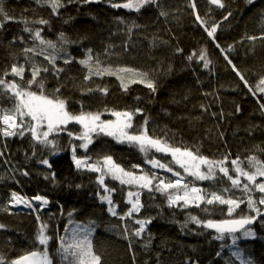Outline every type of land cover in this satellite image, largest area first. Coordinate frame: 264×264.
Here are the masks:
<instances>
[{"label": "trees", "instance_id": "obj_1", "mask_svg": "<svg viewBox=\"0 0 264 264\" xmlns=\"http://www.w3.org/2000/svg\"><path fill=\"white\" fill-rule=\"evenodd\" d=\"M2 2L8 15L15 17V21H7L0 28V72L10 68L13 63L23 64L26 68L32 63L52 68L44 56L53 50L40 45L38 41L35 42L36 51L40 52L44 48L43 54L23 52L25 47H32L34 42L29 33L22 31L25 25L18 22L24 19L29 22L46 19L48 25L29 23L28 26L41 29L43 37L56 42L57 48L63 49L55 53L59 57L56 66L63 71L56 75L50 70L38 77V80L44 81L43 91L48 98L64 99L67 110L73 114L84 111L105 115L111 113L106 109L134 112L140 108L142 113L134 117V129L129 131H138L147 116L150 135L165 138L175 146L188 147L194 151L198 149L201 155L209 159L218 160L227 155L228 167H231L230 160L236 157L244 161L245 167H248L249 156L264 161V114L260 109L261 104H264V93L255 90L260 77L264 76V40L246 39L247 36L260 37L264 33V0H253L250 5L245 0H224V9L209 4L208 0H194L199 15L207 21V27L219 23L215 40L196 21L189 7L192 0H158L159 7H145L140 12L112 8L109 0L71 3L60 9L58 15H52L49 8L38 5L35 0ZM161 8L168 13L167 16L159 15ZM229 11L232 15L228 20H223ZM118 17L125 22L121 23ZM133 22L136 27H132ZM60 32L65 34L69 43H60ZM20 36L24 37V42L19 39L13 42L14 37ZM89 48L93 50L94 56L99 57L102 66L131 68L147 73L155 84V92L140 83L130 84L128 90L124 91L115 76L92 75L91 79L85 80L88 69L78 61L85 57ZM177 49L182 51L178 52ZM201 49L206 51L211 61L208 68H204L203 62L195 58L192 61L187 59ZM65 54L73 58L70 64L64 63ZM26 55L31 59L26 60ZM225 56L244 75L253 91H249ZM30 78V71H26L25 80L20 83L28 87L26 82ZM97 87H107V94L88 91ZM57 89L60 91L57 92ZM30 90L37 94L41 91L35 84ZM14 103V99L0 96V107L11 108ZM67 130L74 134L82 131L76 123H70ZM55 139L61 149L57 154L51 155L43 146L37 145L36 156L32 157L29 134L24 138H0V151L4 150L5 144L7 148L5 155L0 157V207L8 209L0 211V223L6 226L0 229V255L8 260L37 250V247L43 249V246L33 243L39 228L36 219L39 215L42 221L49 223L46 232L53 238L49 241L48 249L54 257V264H61V258L56 254L59 247L56 237L57 234L68 235L64 228L68 225V213L72 212L71 219L77 223L94 222L91 223V240L96 253L102 256L103 264H185L189 257L197 260L198 264H240V260L232 255L237 249L242 257L250 258L253 264H264V226L260 222L253 225V237L237 239L235 244L227 234L218 240L215 239L218 235L216 232L195 224L190 223L188 228H182L189 212L202 219L238 218L248 214L245 204H241L232 217L227 215L228 206L218 203L202 205L208 209L207 212L195 207L187 210L169 208L166 196L159 192L149 193L107 179L106 183L117 189L113 193V200L118 213L123 214L130 207L125 203L127 192L134 190L140 191V199L144 204V208L139 214H134V218H153L141 237L132 241L124 239L122 232L125 225L131 228L138 225L128 218L121 221L118 216L108 213L107 205L96 195L97 175L76 169L71 148L72 145H79L80 141H70L67 131L59 133ZM77 155L90 156L92 161L111 155L126 170L136 173L148 171L145 155L137 147L117 143L102 134H94L93 143L87 152L77 148ZM148 155L160 162H168L163 154L151 151ZM43 157L48 158L51 168L37 162ZM6 160L10 163H5ZM134 164L139 165V168L133 169ZM13 166L28 171L29 175L13 172ZM52 173H55V180L45 179L46 175L50 177ZM158 177L171 180L168 174H159ZM187 181L209 190L231 187L226 179L213 183L189 177ZM76 184L82 186L76 188ZM99 190L102 192V189ZM11 191L27 198L43 195L49 201L48 208L38 213L12 210L8 204ZM225 195L241 197L242 193L233 189L232 193ZM253 195L258 197L260 194ZM260 207L263 211L264 206ZM59 227H62L60 234ZM217 252L220 256H216Z\"/></svg>", "mask_w": 264, "mask_h": 264}, {"label": "snow or ice", "instance_id": "obj_2", "mask_svg": "<svg viewBox=\"0 0 264 264\" xmlns=\"http://www.w3.org/2000/svg\"><path fill=\"white\" fill-rule=\"evenodd\" d=\"M35 2L42 7L49 8L52 15H58L59 10L66 7V4H87L93 2V0H35ZM96 2H99V0H96ZM245 2L250 5L253 3V0H245ZM208 3L221 9L226 8L224 0H208ZM109 4L112 8H123L135 12H140L141 9L149 6L159 7L158 0H123L120 3L116 2V0H109ZM189 7L192 9V14L195 16L196 21L204 28L207 35L215 40V33L219 27V23L213 24L210 28L207 27V21L203 20L199 15L194 0L189 4ZM159 15L167 16L168 13L161 8ZM231 15L232 13L229 11L223 16V20H228ZM117 19L121 23L125 22L122 18L118 17ZM7 21H15V17L8 15L2 0H0V28H3V24ZM18 22H22L25 25L22 31L29 33L34 42L32 47H25L23 52L25 54H43L44 48H41L40 52L36 51L35 42L38 41L40 45L53 50L52 53L44 56V59L52 65V68L49 69L46 66L35 63L26 68L23 64L13 63L10 68H5L0 72V96H7L8 99H14L15 101L11 108L0 107V138H4V140L17 136L24 138L26 134H29L33 149L32 157L36 156L37 145L43 146L51 155L57 154L61 149L55 136L61 132L67 131L70 141L72 139L79 140L80 144L72 145L71 148L72 161L76 169L78 171H88L98 174L95 180L98 186L96 195L102 203L107 205L108 213L114 217L118 216L121 221H125L128 218L135 225H138L135 228H131L128 224L125 225L122 236L126 240L132 241L134 238L141 237V234L145 232L146 226L152 222L153 218H134V214H139L141 209L144 208V204H142L140 199V191H128L125 203L130 205V207L123 214L118 213L117 204L113 200V193L117 192V189L110 187L106 183L107 179L117 181L122 186H132L140 190H147L149 193L159 192L161 195L166 196L169 208L180 207L187 210L195 207L207 212L208 209L202 207V205L218 203L220 205H227V215L232 217L235 210L239 209L241 204H245L248 214H242L238 218L222 220L202 219L190 212L187 213L182 228H188V225L191 223L204 229H213L218 234L215 237L218 240L223 239L224 235L227 234L232 237V242L235 244L237 237L234 234L242 232L244 237H252L255 235L253 229L255 223L260 222L264 226V211L260 207L264 206V179H261L264 178V161L259 160L256 156H249L247 158L248 167H245L244 161H241L240 157H236L230 160L231 167H228L229 157L227 155L218 160L209 159L201 155L198 149L194 151L188 147L175 146L165 138L150 135L147 130L149 122L147 116H145L144 122L138 131H129L130 129H134V117L142 113V109L140 108L135 109L134 112L106 109V111H110L111 115L115 117L114 120L101 119L102 113L99 112L81 111L79 114H73L67 110L64 99H60L59 97L56 99L48 98L43 91L44 81L42 79L38 80L42 72L47 73L51 70L54 74L59 75L63 71L62 68L56 66V60L59 57L55 54L63 51V49L57 48L56 42L43 37L41 29H33L28 26L29 23L48 25L49 21L41 18L31 22L27 19ZM136 26L135 22H133L132 27ZM128 31L131 32V28ZM17 39L24 42V37L22 36L14 37L13 42ZM58 39L61 44L70 42L63 32L59 33ZM246 39L250 41L264 40V33L260 37L247 36ZM217 47H220V45L217 44ZM229 50H231V45H229ZM177 51L182 50L177 49ZM194 58L203 62L204 68H208L211 63L204 49H201L198 53L194 52L187 57L189 61H192ZM30 59L26 55V60ZM72 59L65 54L64 63L70 64ZM225 59L232 65V69L236 72L237 76L249 87V91H253V88L245 80L244 75L232 64V61L227 56H225ZM78 62L88 69V75L84 77L85 80L91 79L92 75H109L115 76L120 81V86L124 91L128 90L130 84L135 83L143 84L152 92L156 90L154 82L148 77L147 73L137 72L131 68L102 66L99 57L93 55L91 48L87 49L85 57ZM26 71H30L31 73V78L27 79L26 82L28 87H24L20 83V81L25 80ZM129 73L131 75H128ZM7 77H12V79H7ZM34 84L41 90L40 94L30 90ZM255 90L264 93V76L260 77ZM56 91L59 92L60 90L57 89ZM88 91H99L106 95L108 89L107 87H97L96 89H88ZM260 109L261 113L264 114V104H261ZM239 110V107H237V111ZM73 122L81 126L82 131L78 134L67 130V126ZM94 134L112 137L117 143H128L133 147H137L145 155L146 163L150 164L153 168L158 167L171 172L177 179L159 178L155 172H142L138 175L135 171L126 170L116 163L111 155H104L102 159H97L95 162H92V158L87 155L79 157L77 155V148L84 149L87 152L89 145L93 143ZM6 150L5 144L4 150L0 151V157L5 155ZM153 150L170 155L172 161L169 164H164L154 156L149 157L148 154ZM32 157H26V159H31ZM37 162L51 168L47 157H43ZM5 163H10V161L6 160ZM171 163L178 165L183 170V173L192 177L193 180H207L219 183L226 179L230 182L231 187H224L218 190L197 187L191 181L186 182L181 172L171 167ZM132 168H139V165L134 164ZM12 171L19 172L23 176L29 175L28 171L18 166H13ZM45 179L55 180V173H52L50 177L46 175ZM81 186L80 184L75 185L76 188H80ZM99 189H102V192ZM233 189L240 191L242 196L225 195V193H232ZM253 193H259L260 195L256 197ZM32 201L39 202L38 207L34 206ZM48 203V199L43 195L37 194L29 199L16 191H11L8 199L10 206L23 205L32 209L33 212H37L39 208H43ZM7 210V208L0 207V211ZM72 215V212L68 213V225H72V227L69 228L66 225L64 228V232L68 235L57 234L56 237L59 241L56 254L60 256L61 264H65V262L66 264H103L102 256L96 253L91 240L93 231L91 223L94 222L80 224L71 219ZM36 219L39 223V228L37 229L33 243L34 245L43 246V249L40 250L37 247V250L12 260H8L7 257L0 255V264H54V257L48 249L49 241L53 238L46 232L49 228V223L42 221L39 215H37ZM5 227L3 223H0V229H4ZM145 247H147V244H145ZM129 250H132L131 243L129 244ZM232 255L240 260V264H253L250 258L242 257L239 249L233 252ZM216 256H220V253L217 252ZM185 264H198V261L189 257Z\"/></svg>", "mask_w": 264, "mask_h": 264}, {"label": "rangeland", "instance_id": "obj_3", "mask_svg": "<svg viewBox=\"0 0 264 264\" xmlns=\"http://www.w3.org/2000/svg\"><path fill=\"white\" fill-rule=\"evenodd\" d=\"M93 1H96V0H93ZM128 75H131V74L129 73ZM101 119H103V120H114L115 117L112 116L111 113H107V114H105V115H101ZM73 123H74V122H73ZM106 137H108V136H106ZM110 138H112V137H110ZM152 152H153L154 154H163L165 157H167L168 162H167V163H164V164H169V163L172 161V157H171L170 155H167V154H164V153H158V152H155L154 150H153ZM92 162H95V161H92ZM161 163H163V162H161ZM171 167H172L174 170L181 172V175L184 176L185 181H187V180L189 179V176H187L186 174H184V173H183V170L180 169L178 165H176L175 163H171ZM146 168L148 169L147 172H155V173L157 174V176H158L159 174H160V175H163V176H165V174H168L169 177H171V180H175V179H177V177H174V176L172 175L171 172H167V171H165L164 169H161V168H158V167H157V168H153V167H152L150 164H148V163H146ZM141 173H142V171H139V173H136V174L139 175V174H141ZM95 174L98 175L97 173H95ZM262 179H264V178H262ZM114 182L118 183L117 181H114ZM195 186L199 187L198 185H195ZM131 187H132V186H131ZM133 188H134V187H133ZM132 191H134V190H132ZM29 199H31V198H29ZM32 203H33L34 206H37V207H38V205H39V202H36V201H32ZM48 205H49V204H47V205L44 206L43 208H39V210H38L37 212H33L32 209L27 208V207H24L23 205H19V206H15V207H12V206L9 205V207H10L12 210H16V211H25V212L38 213V212H41L42 210L47 209V208H48ZM61 231H62V227H59V229H58L59 234L61 233ZM236 237H237V236H236ZM252 237H253V236H252ZM250 238H251V237H244V236L242 235V233L240 234V236L237 237V239H241V240H244V239H250ZM229 239L232 241V237L229 236ZM237 239H236V240H237ZM235 242H236V241H235ZM55 247H56V245H54L53 248H55ZM54 250H55V249H54Z\"/></svg>", "mask_w": 264, "mask_h": 264}, {"label": "water", "instance_id": "obj_4", "mask_svg": "<svg viewBox=\"0 0 264 264\" xmlns=\"http://www.w3.org/2000/svg\"><path fill=\"white\" fill-rule=\"evenodd\" d=\"M264 211V210H263ZM259 219V218H258ZM256 224V223H255ZM254 224V225H255ZM211 231H214L215 232V230H213V229H210ZM241 233V232H240ZM240 233H236V234H234V235H237V234H240ZM26 255V254H25Z\"/></svg>", "mask_w": 264, "mask_h": 264}]
</instances>
